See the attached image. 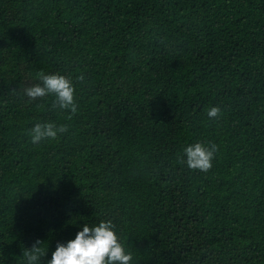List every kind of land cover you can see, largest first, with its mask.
<instances>
[{"label":"trees","instance_id":"16d2710c","mask_svg":"<svg viewBox=\"0 0 264 264\" xmlns=\"http://www.w3.org/2000/svg\"><path fill=\"white\" fill-rule=\"evenodd\" d=\"M40 73L75 113L24 95ZM102 220L132 264H264V0H0V262Z\"/></svg>","mask_w":264,"mask_h":264},{"label":"clouds","instance_id":"9594fccd","mask_svg":"<svg viewBox=\"0 0 264 264\" xmlns=\"http://www.w3.org/2000/svg\"><path fill=\"white\" fill-rule=\"evenodd\" d=\"M38 79L40 83L24 88L25 96L35 99L51 95L54 97V107L67 109L71 113L77 111L71 78L58 73H40ZM78 79L82 80L83 76ZM220 111L218 106H212L207 115L215 118ZM66 131L67 126L63 124L57 126L52 122H37L30 129L31 141L39 143ZM216 147L215 144L209 146L202 142L189 144L183 149L184 162L190 169L207 171L212 167ZM39 242L37 240L30 248H25V264H40L42 256L47 257V264H132V253L126 251L111 220H102L92 226L83 223L71 239L58 241L50 256L40 248Z\"/></svg>","mask_w":264,"mask_h":264}]
</instances>
